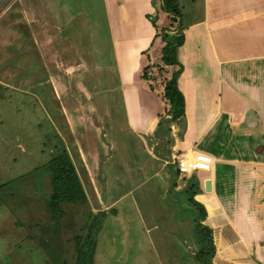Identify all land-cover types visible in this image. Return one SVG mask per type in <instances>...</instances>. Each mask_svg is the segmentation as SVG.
<instances>
[{
	"label": "crops",
	"instance_id": "0c3cea01",
	"mask_svg": "<svg viewBox=\"0 0 264 264\" xmlns=\"http://www.w3.org/2000/svg\"><path fill=\"white\" fill-rule=\"evenodd\" d=\"M43 1L59 15L68 37L83 49L82 55L91 58L90 49L97 45L95 35L87 33L86 12L73 11L65 0ZM184 1L181 0L182 5ZM100 4L120 83L123 129L119 125L112 129V133L118 129L120 141L109 135L113 124L108 131H102L104 160L100 161L98 150L92 151V166L88 165L81 147L73 150L79 153L75 164L65 145L91 213L106 215L127 196L139 206L136 203L139 199L147 201L149 191H157L156 196L161 199L173 181L176 182L173 192H181V188L177 190L179 175L172 176L175 172L172 160L181 154L193 156L195 152H203L213 157L212 170L204 171L208 174L201 178L193 172L187 176L197 178L198 192L194 199L207 210L205 224L212 229L216 245L214 263L263 264L256 259L258 251H264L261 243L264 233L256 228L261 219L244 210L261 208L264 216V204L247 199L244 186L263 182L264 190V0H186L184 14L189 15L190 21L185 22L186 41L180 49L184 71L178 82L186 100L185 115L175 121L168 117L159 125L158 116L165 103L144 91L138 78L148 64L143 52L155 35V29L146 19V14L154 13L151 0H100ZM10 9L7 7L5 15L11 14ZM190 42L197 53L194 56L187 52ZM86 62L82 60L81 66ZM10 71L9 67V74ZM12 79L15 81V77ZM17 83L19 88H14L12 83V89L24 90L35 98L45 90L43 81L36 80L35 83H41L36 87ZM111 101L116 106L115 100ZM108 108L113 114L112 106ZM58 137L64 141L63 134L58 132ZM154 140L166 143L168 156L163 148L156 151L158 144ZM16 146L22 149L21 145ZM207 180H210V192L205 190ZM250 193L253 198L261 199L253 194L254 190ZM211 208L215 212L213 217Z\"/></svg>",
	"mask_w": 264,
	"mask_h": 264
},
{
	"label": "rangeland",
	"instance_id": "374dc122",
	"mask_svg": "<svg viewBox=\"0 0 264 264\" xmlns=\"http://www.w3.org/2000/svg\"><path fill=\"white\" fill-rule=\"evenodd\" d=\"M65 2L88 16L87 33L95 35L97 45L90 49L91 58L83 56V49L68 37L66 26L47 1L0 0V185L6 184L0 187V264H76L77 241L89 237L96 245L93 264H202L196 258L201 250L196 236L198 212L183 194L190 177L180 173L177 190L181 192L169 190L160 199L148 187L147 201L139 199L135 206L127 196L100 224L86 203L63 204V215L53 218L49 206L52 174L43 165L56 155L55 145L63 148L58 132L75 164L79 153L73 150L81 147L90 165L92 151L98 150L100 161L104 160L102 131L113 124L109 135L120 141L118 129L115 133L112 129L116 125L123 129L120 83L100 0ZM7 7L11 14L5 15ZM187 52L197 54L191 42ZM82 60L87 62L81 66ZM36 80L43 81L45 88L40 97L35 95L38 99L11 87L13 83L19 88L17 81L40 86ZM193 174L201 178L208 173ZM256 183L244 186L247 199L264 204L263 182ZM253 190L261 199L251 196ZM113 197L117 198L114 192ZM260 210L244 211L261 219L256 228L264 233ZM261 243L264 246V239ZM262 251L256 259L264 264Z\"/></svg>",
	"mask_w": 264,
	"mask_h": 264
},
{
	"label": "trees",
	"instance_id": "16d2710c",
	"mask_svg": "<svg viewBox=\"0 0 264 264\" xmlns=\"http://www.w3.org/2000/svg\"><path fill=\"white\" fill-rule=\"evenodd\" d=\"M151 5L154 8V13L146 14V19L155 29V35L149 48L143 52L148 64L141 69L138 78L144 91L158 97L161 102L165 103L158 116L159 125L168 117L175 121L185 115L186 100L178 84L184 71V65L180 60V49L186 41V21L183 8L185 5H182L181 0H151ZM60 142L63 144V148L59 149L58 144L55 145L56 155L43 165L52 174V194L49 206L53 218L63 215V204L87 203V196L74 163L63 140L60 139ZM158 142L156 151L158 152L159 148H163L166 156L168 154L166 143L160 140ZM178 175L179 170H175L172 174L174 178ZM189 181L185 193L188 196V201L198 212L196 236L201 250L197 253L196 258L202 264H215L214 235L212 229L205 224L207 210L203 204L194 199L198 192L197 178L191 177ZM0 187H6V184L0 185ZM175 187L176 182L173 181L170 190L173 192ZM174 195V197H178L179 194L175 193ZM214 213L211 208L212 217ZM104 216V212L94 214L97 224H100V219ZM95 246L92 237H89L87 241L80 238L76 245V264H93Z\"/></svg>",
	"mask_w": 264,
	"mask_h": 264
},
{
	"label": "built area",
	"instance_id": "2783aa9c",
	"mask_svg": "<svg viewBox=\"0 0 264 264\" xmlns=\"http://www.w3.org/2000/svg\"><path fill=\"white\" fill-rule=\"evenodd\" d=\"M179 173L183 176L195 171L210 172L213 167V157L203 152H195L193 156L189 157L186 154H181L172 160Z\"/></svg>",
	"mask_w": 264,
	"mask_h": 264
},
{
	"label": "water",
	"instance_id": "95a60500",
	"mask_svg": "<svg viewBox=\"0 0 264 264\" xmlns=\"http://www.w3.org/2000/svg\"><path fill=\"white\" fill-rule=\"evenodd\" d=\"M205 190L207 192H210L211 191V187H210V180H207L206 183H205Z\"/></svg>",
	"mask_w": 264,
	"mask_h": 264
}]
</instances>
